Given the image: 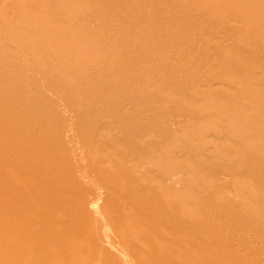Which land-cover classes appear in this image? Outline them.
Segmentation results:
<instances>
[{
  "label": "bare ground",
  "instance_id": "1",
  "mask_svg": "<svg viewBox=\"0 0 264 264\" xmlns=\"http://www.w3.org/2000/svg\"><path fill=\"white\" fill-rule=\"evenodd\" d=\"M0 264H264V0H0Z\"/></svg>",
  "mask_w": 264,
  "mask_h": 264
},
{
  "label": "rangeland",
  "instance_id": "2",
  "mask_svg": "<svg viewBox=\"0 0 264 264\" xmlns=\"http://www.w3.org/2000/svg\"><path fill=\"white\" fill-rule=\"evenodd\" d=\"M9 11L12 12V13H15V10H13V9H9ZM88 18H89V17H84L82 23L84 22V24L86 25L87 22H88ZM88 23H89V22H88ZM67 28H69V27L67 26ZM38 59L41 61L40 58H37V61H38ZM85 63H86V62L84 61L82 64H85ZM12 65H13L14 67H18V65H14V62H13V63H10V66H12ZM49 68L52 69L53 66H49ZM54 69H55V68H53L52 70H54ZM55 70L57 71V73H60L58 69H55ZM55 70H54V71H55ZM56 71H55V72H56ZM31 88H32L31 90H35L36 88L38 89V87H35V86H32ZM16 101H17V100H16ZM95 106H96V108L99 107L98 105H95ZM32 124H34V123H32ZM95 194H97L98 197H101V196L103 195V193H101V192H96ZM244 194H245V193H244ZM100 195H101V196H100ZM220 196H221V195H219V194H217V193L214 194V195H210V194L207 195V197H210V198H212V199H216V198H218V197H220ZM185 246H187V241L184 242V248H186ZM181 247H183V245H181ZM179 248H180V247H179ZM179 248H178V251H179V252H180V250H184V251H186V249H183V248H182V249L179 250ZM186 252H187V251H186ZM186 252H181V253H180V256H181V257H182V255L184 256L183 253H186ZM186 254L188 255L189 252H187ZM186 254H185V255H186ZM185 257H186V256H185ZM185 257H184V258L182 257V259H185ZM188 257L191 258V256H188ZM188 257H186V258H188ZM180 259H181V258H180ZM186 260H187V259H186Z\"/></svg>",
  "mask_w": 264,
  "mask_h": 264
}]
</instances>
